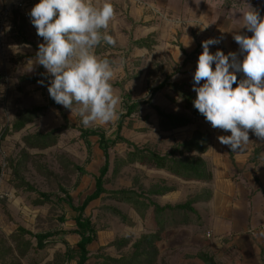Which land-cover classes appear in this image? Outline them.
Returning <instances> with one entry per match:
<instances>
[{
  "label": "rangeland",
  "instance_id": "1",
  "mask_svg": "<svg viewBox=\"0 0 264 264\" xmlns=\"http://www.w3.org/2000/svg\"><path fill=\"white\" fill-rule=\"evenodd\" d=\"M24 2L23 8L17 7L16 3L0 5V12L6 6L13 10L3 32L0 30V130L5 127L11 129L0 140V264H77V260L70 259L67 254L69 248H78L77 243L81 239V235L73 233L78 229L75 222L77 214L68 205L58 203L57 197L66 196L62 191L63 187L71 194L73 203L81 205L86 196L94 191L96 177L105 160L99 137H90L89 147L81 136L80 128L102 129L112 140L116 137L118 123L123 120V136L140 146L167 154L177 143L190 138L195 131H209L212 126L195 117L188 126L164 130L157 110L149 105H143L139 111L122 119L129 96L134 101L147 100L154 89L168 77L171 82L193 89L198 57L177 62L170 53L160 52L158 48L150 51L136 48L132 45L133 33L129 36V31L124 27H120V32L121 36L124 33L128 36L127 40V37L117 38V28L109 27L108 34L116 40L115 46L101 43L95 53L113 63L115 76L111 83L120 84L113 86V89L122 100L118 107L119 118L103 126L98 123L85 126L77 111L58 104L59 106H52L22 130L12 131L20 112L46 105L52 99L48 86L54 79L43 66L31 63L39 45L44 41L37 35L29 15L39 0ZM214 67L213 64V69ZM236 75L237 79H241L240 74ZM32 78L40 81L33 82ZM154 104L167 112L187 113L178 93L169 86L155 93ZM73 107L77 109L79 105L74 104ZM67 121L71 127L60 136L54 146L46 149L26 146V135L51 131ZM129 150L127 143H119L110 149L111 166L105 184L108 191L134 189L140 194L144 193V200L148 202V190L154 185L173 186L176 190H172L169 195H150L149 198L159 204L172 202L175 205L203 190V185L186 180L184 182L166 170L139 163L123 164L121 160L127 157ZM75 165L82 166L84 171L81 172ZM15 168L38 191L17 187ZM39 191L51 194L54 202L37 205L35 201L39 197ZM113 208L121 210L127 220L124 221L121 215L114 213ZM85 217L92 221L97 231V240L89 246L90 259L87 264H103L105 257L119 258L128 254L132 251L134 242L157 228L153 207H140L137 210L132 204L109 193L94 200L87 207ZM21 227L34 234L60 230L71 233L54 236L46 248L40 249L34 236L18 233ZM187 230L172 235L180 243L178 246L168 247L173 249L166 250L167 244H160L159 248L166 252L159 256L157 264H206L197 258L200 248L192 238L191 229ZM81 233L87 235L86 230ZM194 233L198 234L195 229ZM126 238L131 241L128 247L116 244V241L121 242ZM29 242H32L31 246Z\"/></svg>",
  "mask_w": 264,
  "mask_h": 264
},
{
  "label": "clouds",
  "instance_id": "2",
  "mask_svg": "<svg viewBox=\"0 0 264 264\" xmlns=\"http://www.w3.org/2000/svg\"><path fill=\"white\" fill-rule=\"evenodd\" d=\"M29 15L44 41L31 63L43 66L54 77L48 87L50 97L77 111L85 126L115 122L122 100L111 83L113 63L95 53L101 43L116 44L107 32L115 17L110 0L102 4L94 0H39ZM243 21L252 33L234 35L243 59L235 52L211 53L209 46L220 41L208 39L202 42L193 77L194 108L212 128L230 132L217 139L234 153L250 142V132L264 141V17L251 7L243 14ZM237 72L244 78L238 81ZM74 104L79 107L74 109Z\"/></svg>",
  "mask_w": 264,
  "mask_h": 264
},
{
  "label": "crops",
  "instance_id": "3",
  "mask_svg": "<svg viewBox=\"0 0 264 264\" xmlns=\"http://www.w3.org/2000/svg\"><path fill=\"white\" fill-rule=\"evenodd\" d=\"M18 1L0 0V5L17 4ZM96 2L102 4L104 0H94ZM110 2L115 9V17L109 27L117 28V38L128 39L125 33L121 36L120 27L127 29L129 36L133 33L134 41L154 34L157 44L153 49L170 53L177 62L186 61L188 56L194 59L199 57L203 51L202 42L211 38L220 41L209 46L211 53L217 50L225 55L235 52L242 60L243 55L234 35H252L244 27L243 14L252 7L264 17V0ZM139 49L150 51L148 48ZM237 74L244 78L242 72ZM208 132L212 135V142L202 156L208 163L213 179L210 182L192 181L203 185V190L191 196L200 197L193 205L196 213L192 214L191 223H182L180 218L168 223L157 246L159 248L164 242L167 244L166 250L173 249L168 247L180 243L172 235L191 229L192 238L200 248L198 253L209 254L217 264H264V141L250 132V142L241 152L234 153L217 139L221 135H230V132L214 128ZM173 191L156 196H167ZM157 229L149 232L155 233ZM194 229L198 234L194 233ZM159 250L160 256L166 252L163 248Z\"/></svg>",
  "mask_w": 264,
  "mask_h": 264
},
{
  "label": "trees",
  "instance_id": "4",
  "mask_svg": "<svg viewBox=\"0 0 264 264\" xmlns=\"http://www.w3.org/2000/svg\"><path fill=\"white\" fill-rule=\"evenodd\" d=\"M157 44L154 34L135 40L132 45L139 48L152 49ZM190 56H188L189 59ZM238 81L240 79H237ZM33 82L40 81L38 78H32ZM120 85L119 83L113 84L112 86ZM172 87L179 95L183 102L184 108L187 113L176 114L163 110L160 106L154 104V95L165 87ZM237 85L234 84L233 87ZM49 87V86H48ZM196 98V93L193 89L187 88L184 84L171 82V78L168 77L164 82L158 85L153 94L144 101H134L131 96L128 97L126 102V113L122 114V119L129 117L139 111L143 105H149L157 110L160 116V125L164 130H174L177 128L185 127L190 125L194 118H201L205 120V117L194 108L193 101ZM52 106H59L53 99H49L48 103L43 106H35L31 109H26L20 112L17 119L13 123L12 131L18 132L25 128V126L33 122L36 118L43 116ZM206 121V120H205ZM1 126V122H0ZM68 121L55 129L48 132H36L28 134L24 137V142L29 148L46 149L54 146L60 136L70 128ZM123 120L118 123L116 130V137L110 139L107 137L106 132L99 128H80L82 138L87 142L88 146L91 147L89 138L92 136L99 137V145L104 153V163L100 168L99 175L96 177L94 191L87 195L81 205L76 206L73 203L71 194L62 187V191L66 194L65 197L58 196L57 202L68 205L73 211L76 212L75 222L78 227L73 233L81 235V239L78 241L77 249L69 248L67 254L70 259H76L77 264H87L90 259L89 246L97 240V231L94 224L89 218L85 217V211L87 207L96 199L100 198L103 194L109 193L113 197H116L122 201L132 204L137 210L140 207L154 208L155 220L157 223V231L142 236L139 240L133 243L132 251L128 254L123 255L119 258L105 257L103 264H157L159 261L160 250L157 246V242L162 239V233L165 231L168 223L176 221L178 218L182 223H191L192 214L196 213L194 208L195 202L200 197L193 196L187 201L179 204H167L161 205L149 197L150 195H162L167 192L174 190L172 186H161L159 184L154 185L148 190L149 197L146 202L145 194H140L134 189L123 188L120 190L108 191L105 187L106 177L110 171L111 166V155L110 149L119 143H127L129 146V152L127 157L122 161L123 164H142L152 168L166 170L170 174L181 178L186 181H198V182H210L213 179V174L209 169L206 159L202 156L203 153L207 152L212 142V135L208 131L197 130L194 134L177 143L169 153L162 154L149 147L140 146L135 142L127 139L122 135ZM11 131L10 127H5L0 130V140L3 139ZM75 168L84 171V168L79 165H75ZM14 175L17 178V187L25 188L28 191H38L33 184L27 181L20 173L19 169L15 168ZM39 197L35 201L37 205H45L47 203H53L54 200L52 195L46 192L39 191ZM113 212L121 215L124 221L127 220V216L122 213L121 210L113 208ZM142 215H145L143 213ZM82 230H86L87 235L82 234ZM22 234H30L37 239V247L44 249L48 246L51 239L56 235H65L71 232L69 231H49L40 232L34 234L33 232L21 227L19 232ZM116 241V244H121V247H128L131 244L129 239H123ZM32 245V242H29ZM206 264H217L215 259L206 253H200L198 255Z\"/></svg>",
  "mask_w": 264,
  "mask_h": 264
},
{
  "label": "built area",
  "instance_id": "5",
  "mask_svg": "<svg viewBox=\"0 0 264 264\" xmlns=\"http://www.w3.org/2000/svg\"><path fill=\"white\" fill-rule=\"evenodd\" d=\"M25 0H19L17 2V7L23 8V6L25 5ZM12 8H10L9 6H6L4 9L1 10L0 12V30L1 32H3L5 26L7 25L9 18L12 15ZM159 13V12H157ZM225 53L227 52V50H223Z\"/></svg>",
  "mask_w": 264,
  "mask_h": 264
}]
</instances>
